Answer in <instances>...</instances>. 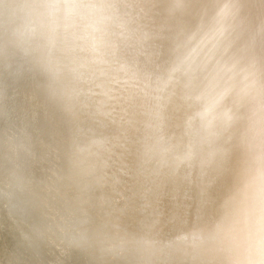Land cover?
<instances>
[{
    "label": "bare ground",
    "instance_id": "bare-ground-1",
    "mask_svg": "<svg viewBox=\"0 0 264 264\" xmlns=\"http://www.w3.org/2000/svg\"><path fill=\"white\" fill-rule=\"evenodd\" d=\"M28 2L0 0V264H160L169 251L160 236V213L166 212L160 205L168 207L171 198L169 210L185 206L180 190L189 186L183 182L189 174L180 176L172 164L186 165L193 185L202 186L198 193H211L203 197L209 216H195L189 234L214 215L208 198L215 201L217 188L224 199L231 175L224 170L207 188L215 174L201 155L177 159L186 151L178 117L169 124L172 142L158 143L139 111L117 109L107 118L89 110L70 114L44 54L21 42V6ZM110 2L116 5L113 42L126 58L145 63L166 61L218 5L236 4L232 51L264 65V0ZM65 178L79 192L99 186L96 211H89L84 193L67 196ZM184 247L198 250L192 240Z\"/></svg>",
    "mask_w": 264,
    "mask_h": 264
},
{
    "label": "clouds",
    "instance_id": "clouds-1",
    "mask_svg": "<svg viewBox=\"0 0 264 264\" xmlns=\"http://www.w3.org/2000/svg\"><path fill=\"white\" fill-rule=\"evenodd\" d=\"M115 9L110 0H29L21 42L44 54L72 115L139 111L158 143L172 142L169 124L178 117L186 151L177 159L201 155L215 174L207 188L224 170L232 179L215 215L186 237L197 258L264 264V65L232 51L239 6L218 5L162 63L125 57L112 40Z\"/></svg>",
    "mask_w": 264,
    "mask_h": 264
},
{
    "label": "water",
    "instance_id": "water-1",
    "mask_svg": "<svg viewBox=\"0 0 264 264\" xmlns=\"http://www.w3.org/2000/svg\"><path fill=\"white\" fill-rule=\"evenodd\" d=\"M59 87L56 88L53 86V88L56 90V95H60V84H58ZM178 157V156H176ZM172 165H174V168H175V172H177L180 176H183L184 175V172L185 173H188L189 176L187 175V177H185L183 179V182H185V184H189L188 187H186L185 185V189L182 188L180 191V194H182L180 196V200H182L181 198L184 197V199L182 200L183 201V205L187 206V208L185 207V210L184 212L182 211L183 210V207H181V205H179V201L177 198H174L173 201L175 203H177L179 205V207L176 209H171L169 210L168 212H165L164 215H166V220H164V223H166L168 226L167 228L168 229H171V232H172V235L175 236L176 238L178 239H181L180 240V244L182 245V241H184L183 239V236L185 237H188L189 236V232H188V227L190 226V224L192 223L191 220L195 217V216H203V217H206L207 215L209 216V213L206 212V209L204 208V205H205V199H203V197H207L209 195H211V193H209L208 191H201V193H198L202 186L200 185V187H196L195 185H193V182L194 180H190V173L188 171V169L185 167L186 165L182 164L181 162L180 163H177V162H174ZM67 179V180H66ZM228 179V176L225 175V181H227ZM182 180V179H181ZM193 181V182H192ZM170 183H168L166 185V187H168ZM192 184V185H191ZM171 185V184H170ZM74 189H76V192H74ZM76 186H75V183H73V180L72 179H69V178H65V185H64V191L68 193L67 196L69 197H72L75 193H84L87 197V200H88V203H87V208L89 209V211L92 213L93 211H96V208L98 207V205H100V201H99V198H98V193H99V186L96 187V189L94 190H91L88 191V190H84L82 189V191H78ZM216 191V199L215 201H213L212 205L213 207L215 208H212L211 210H213L212 212L216 213L217 211V208H216V204L220 201H222V197L219 196L220 193H222L221 191H218L217 188L215 189ZM206 193H208V195H206ZM218 197H221V198H218ZM68 198V197H67ZM167 203H170V205H173L172 203V199H168L166 201ZM182 210H181V208ZM207 209H209L207 207ZM185 212H189V215H187ZM206 212V213H205ZM167 215H168V218H167ZM164 217V216H162ZM165 219V218H163ZM162 219V221H163ZM168 221L170 222V224H168ZM198 222H200L199 219H197ZM117 223V220L114 221ZM105 224H109V215L106 216V223ZM183 231V232H181ZM174 237V238H175ZM187 243L190 239H186ZM187 243H184L185 245ZM175 247H177V245L174 243ZM180 246V245H178ZM166 248L169 249V250H173L170 248V245H166ZM185 249V247H183ZM178 249L176 248V251ZM181 251L183 252V249H181ZM190 252V250H188ZM187 251V253H188ZM199 250H197L194 254V256H197V252ZM174 257L171 256L173 259H179L181 258L180 254L178 255L177 253V256L176 254H174ZM184 255H187L184 253ZM189 255V254H188ZM176 256V257H175ZM190 257L189 258H186L187 260L191 261V262H195V263H201L199 261L198 258H195L191 255H189ZM168 259H171L170 257H167ZM166 257H165V254L162 256V258L160 260L162 261H165Z\"/></svg>",
    "mask_w": 264,
    "mask_h": 264
},
{
    "label": "rangeland",
    "instance_id": "rangeland-1",
    "mask_svg": "<svg viewBox=\"0 0 264 264\" xmlns=\"http://www.w3.org/2000/svg\"><path fill=\"white\" fill-rule=\"evenodd\" d=\"M249 45H250V43H249ZM251 48V47H250ZM261 55H263L264 56V53H261ZM194 175V174H193ZM198 179H201V177H199ZM197 180V179H196ZM198 181V180H197ZM200 183H202V181H199ZM183 202V201H182ZM166 204H167V206L168 207H166L164 204L163 205H160V207H161V209L162 210H166V212H168L169 211V208H170V203H167L166 202ZM181 205V204H180ZM210 205V204H209ZM179 206V205H178ZM182 206V205H181ZM159 207V208H160ZM183 207V206H182ZM184 207H186L187 208V206H184ZM181 208V207H180ZM157 210H158V212H160V209H158L157 208ZM156 210V211H157ZM181 210H182V208H181ZM183 212H184V210H183ZM161 215H160V217H162L164 214H162V213H160ZM186 214L187 215H189V213L188 212H186ZM162 218H165V219H163V224H164V226H162V230H161V235L160 236H162V239L161 240H163V242H166L168 245H170V248L171 249H173V250H169L166 254H165V257H166V259H165V261H163V262H161V260H159V263L160 264H201V263H195V262H191V261H189V260H187L186 258H189L190 256L189 255H191V256H193L194 257V259L195 258H197V256H194V254L193 253H195V251H188V249H184L183 247L185 246V244L184 243H187L186 241V237L185 236H183V239H184V241H182V242H184V243H182L183 245H180V240L181 239H178V238H174V236L172 235V232H171V229H168L167 228V226L165 225V223H164V220H166V217H162ZM167 218H168V215H167ZM117 225H119V223H117L116 224V222L114 223L113 222V230H115L116 229V227H117ZM164 227V228H163ZM168 230V231H167ZM181 232H183V231H181ZM125 233H127L126 231H125ZM124 233V234H125ZM171 233V234H170ZM124 234H122V235H124ZM169 236V237H168ZM173 236V237H172ZM171 237V238H170ZM165 238H167L166 240H165ZM126 239V238H125ZM125 239H123V243H127V241L125 240ZM91 240H93V237L92 236H90V241ZM177 240V241H176ZM179 240V241H178ZM174 243L177 245V247H175V245H174ZM178 245H180V246H178ZM95 246V245H94ZM176 248L178 249L177 251H176ZM186 248V247H185ZM118 249H120L121 250V248H119L118 247V245H117V250ZM181 249H183V252L181 251ZM90 250V252H91V250H92V248H89L87 251H89ZM187 251H188V253H187ZM173 253L174 254H176V256H177V253H178V255L180 254V256H181V258H179V259H173L171 256H173L174 257V255H173ZM184 253L185 254H187V255H184ZM189 254V255H188ZM175 256V257H176ZM112 257H117L116 256V254L114 255H112ZM167 257H170L171 259H168ZM114 260V259H113ZM209 260H210V258H209ZM200 261V260H199ZM201 262V261H200Z\"/></svg>",
    "mask_w": 264,
    "mask_h": 264
}]
</instances>
